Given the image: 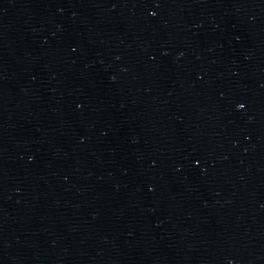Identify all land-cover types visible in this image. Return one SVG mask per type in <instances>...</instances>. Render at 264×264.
I'll use <instances>...</instances> for the list:
<instances>
[{"label":"water","instance_id":"water-1","mask_svg":"<svg viewBox=\"0 0 264 264\" xmlns=\"http://www.w3.org/2000/svg\"><path fill=\"white\" fill-rule=\"evenodd\" d=\"M0 264H264V0H0Z\"/></svg>","mask_w":264,"mask_h":264},{"label":"snow or ice","instance_id":"snow-or-ice-1","mask_svg":"<svg viewBox=\"0 0 264 264\" xmlns=\"http://www.w3.org/2000/svg\"><path fill=\"white\" fill-rule=\"evenodd\" d=\"M239 107H240V108H244L245 105H244L243 103H241V104L239 105Z\"/></svg>","mask_w":264,"mask_h":264}]
</instances>
